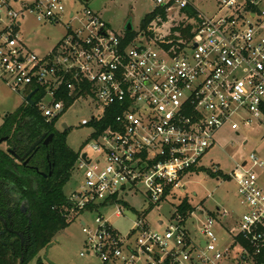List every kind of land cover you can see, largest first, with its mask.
<instances>
[{
  "label": "built area",
  "instance_id": "built-area-1",
  "mask_svg": "<svg viewBox=\"0 0 264 264\" xmlns=\"http://www.w3.org/2000/svg\"><path fill=\"white\" fill-rule=\"evenodd\" d=\"M65 1L0 0V79L24 102L42 93L36 106L46 121H58L78 102L91 105L80 121L89 139L72 168L81 183L67 196L70 214L95 215L91 224L80 222L85 253L102 264H255L264 252L257 174L264 159L255 152L228 174L245 211L227 228L217 216H231L222 207L204 211L188 200L193 209L181 213L177 207L188 196L165 227L162 220L152 227L146 210L125 232L111 220L133 210L125 196L142 197L145 209L173 204L223 127L236 134L254 123L264 128V0H217L212 15L191 0H152L166 18L175 14L174 27L193 25L189 41L174 44L153 29L147 41L128 40L88 6L68 10ZM25 15L63 24L62 37L34 52L21 36Z\"/></svg>",
  "mask_w": 264,
  "mask_h": 264
},
{
  "label": "rangeland",
  "instance_id": "rangeland-1",
  "mask_svg": "<svg viewBox=\"0 0 264 264\" xmlns=\"http://www.w3.org/2000/svg\"><path fill=\"white\" fill-rule=\"evenodd\" d=\"M191 2L206 15L216 13L217 0H191ZM65 6L68 10L76 11L88 6L98 12L111 29L119 33L126 32L125 26L130 22L131 33L136 41H147L151 36L147 34L149 29H153L154 35L157 36L168 35L171 28L177 24L174 20L175 14L172 12L167 15V20L164 23H157L155 18L146 26L145 30H142L143 19L155 6L152 0H66ZM20 21L22 40L28 48L38 54L44 53L53 46L64 33V26L61 23L43 24L31 15H25ZM141 33L146 35L141 37ZM46 101L43 103L46 104ZM22 103L21 93L13 91L6 85L5 81L0 79V121L7 112H12ZM90 114L91 105L81 101L62 113L54 125V128L59 132L65 130L62 127L63 122L69 126L66 130L65 142L74 152L84 148L89 139L90 128L81 126L80 121ZM238 133L236 134L227 126L216 133L214 137L216 144L202 158L199 171L184 179V189L181 190L176 199L171 200L170 203L173 204L161 203L158 208L145 209L147 203L142 197L125 196L124 200L133 206V210H125V217H112L113 226L125 232L132 225L137 214L146 210L145 218L152 227H158V220H162L165 227L171 220L174 207L180 199L187 196V200L192 206L201 205L204 211H212L218 206L226 209L233 218L241 217L245 209L237 195V186L234 180L228 177V174H231L237 162L247 159L252 152L264 159V128L258 127L254 123L250 127L241 126ZM0 146L7 147L5 143ZM215 166L220 169L218 174H214ZM257 174L260 185L264 187V167L257 169ZM80 183V174L71 169L70 178L63 187L64 194L68 196L71 190L79 187ZM64 211L68 212L66 219L69 225L56 234L52 241L54 242L53 245L48 249L47 257L56 264H102L97 256L85 253V235L81 231V220L85 219L91 224L95 215L77 216L76 213L70 214L67 206H65ZM106 212L107 215H110L113 213V209H108ZM45 249L39 252V257L42 258ZM82 251L85 253L83 256L80 255ZM27 264H36V258ZM43 264L48 263L43 260Z\"/></svg>",
  "mask_w": 264,
  "mask_h": 264
},
{
  "label": "trees",
  "instance_id": "trees-1",
  "mask_svg": "<svg viewBox=\"0 0 264 264\" xmlns=\"http://www.w3.org/2000/svg\"><path fill=\"white\" fill-rule=\"evenodd\" d=\"M185 11L190 12L189 14L193 12L190 8ZM157 14L162 20L166 19L164 7H155L143 19L141 29L145 30ZM192 29L191 24L173 27L167 38L172 40V44L176 43L177 39L189 41L193 35ZM126 34L128 40L133 38L131 30H127ZM147 34L150 35L151 32L147 31ZM165 47L168 48L169 45ZM34 89L28 87L26 91L31 92ZM41 96L42 93L33 97L35 104L23 101L15 110L3 117L0 125V137H9L7 147H12L11 140L16 142V136L25 127L27 130L23 135L29 143H32L43 130L48 134L53 133L49 147L53 153L50 157V167L43 152L44 147L34 152L27 165H23L6 152L7 147L0 146V216L5 220V223L0 221V232L4 231L0 234V264H27L34 258L36 264H43V259L38 256L39 252L54 240L59 231L69 225L66 219L67 211H64L65 206H68V200L63 187L70 178L78 152H74L66 144V130L59 132L54 128L57 118L46 121L41 115L36 106ZM59 96L63 98L62 94ZM71 102L72 99H69L67 105ZM23 120H25L24 126H21ZM96 127L101 129L103 125L97 124ZM16 147L14 152L22 157L27 148ZM35 168L44 175L38 173ZM9 186L17 189L26 200L29 217L22 214L18 206H9L4 191V187ZM177 208L181 213L193 209L187 198ZM255 264H264V252L256 257Z\"/></svg>",
  "mask_w": 264,
  "mask_h": 264
},
{
  "label": "flooded vegetation",
  "instance_id": "flooded-vegetation-1",
  "mask_svg": "<svg viewBox=\"0 0 264 264\" xmlns=\"http://www.w3.org/2000/svg\"><path fill=\"white\" fill-rule=\"evenodd\" d=\"M21 126H24V123H23V125H21ZM26 130H27V127H25V128H23L21 131H19V133H18V135L16 136V138H15V141L16 142H14V140H11L12 142H11V146H13L14 147V150L16 151V149H17V147L16 146H20L21 148H27V150H26V153L22 156V161H18V162H21L22 164H23V162L26 160V159H28V161L25 163V164H23V165H27V163L29 162V160H30V158L32 157V154L34 153V152H36V151H38V150H40L42 147H44V150H43V152H45V158H46V161H47V163H48V166L50 167L51 166V162H50V157L52 156V152L50 151V149H49V147H50V144H51V142H52V140H53V136H52V140L50 141V142H48L47 144H44V141H45V139L47 138V136L49 135V134H53V133H47L45 130H43L41 133H40V135H38L37 136V138L35 139V140H33V142L32 143H29L28 141H27V138L23 135L24 133H26ZM38 140H40L39 142H38V144H36L34 147H33V149L32 150H30V148L34 145V143L36 142V141H38ZM5 144H7V143H5ZM8 148V147H7ZM29 154V155H28ZM28 155V156H27ZM27 156V157H26ZM20 157V156H19ZM16 160V159H15ZM17 161V160H16ZM35 170L38 172V173H40L41 171L40 170H37L36 168H35ZM40 174H43L44 175V173L43 172H41ZM4 191L6 192V195H5V197H6V199L9 201V206L10 207H14V206H18L19 207V210H20V212L22 213V214H24L25 216H27V217H29L28 216V213H29V211H28V208L26 209V200H24L23 198H22V195H21V193L17 190V189H14V187L13 186H9V187H4ZM30 214V213H29ZM0 221L2 222V223H5V220L0 216ZM4 231H1L0 232V234L1 233H3ZM16 238V237H15ZM12 241V240H11ZM10 241V242H11ZM21 244H22V240H21Z\"/></svg>",
  "mask_w": 264,
  "mask_h": 264
},
{
  "label": "water",
  "instance_id": "water-1",
  "mask_svg": "<svg viewBox=\"0 0 264 264\" xmlns=\"http://www.w3.org/2000/svg\"><path fill=\"white\" fill-rule=\"evenodd\" d=\"M125 30H132V26H131V23H130V22H128V23L126 24V26H125ZM32 94H33V92L30 93V94L26 97V99H27L28 101H30L31 104H34V102L31 100V96H32ZM25 120H26V119H25ZM25 120H23V121L20 123V125H23V123L25 122ZM62 127H63L64 129H66V125H65V124H62ZM52 136H53V134H49V135L47 136V138L45 139L44 144H47L48 142H50V141L52 140ZM8 138H9L8 136H2V137H0V144H2V143H7ZM39 141H40V140L36 141V142L34 143V145L30 148V150H32L33 147H34L36 144H38ZM6 152L9 153L12 157H14L17 161H22V159H23L22 157H19V156L14 152V147H13V146H12V147H8V148H6ZM82 156L85 157V154H83ZM27 161H28V159H26V160L23 162V164H25ZM40 173H41V172H40ZM27 208H28V206L26 205V209H27ZM29 215H30V214L28 213V216H29ZM53 243H54V242H50V243L46 246L45 254L42 256V259H43L46 263H48V264H56L55 262H53L52 260H50V259L47 257L48 249L50 248V246L53 245Z\"/></svg>",
  "mask_w": 264,
  "mask_h": 264
},
{
  "label": "crops",
  "instance_id": "crops-1",
  "mask_svg": "<svg viewBox=\"0 0 264 264\" xmlns=\"http://www.w3.org/2000/svg\"><path fill=\"white\" fill-rule=\"evenodd\" d=\"M98 13V12H97ZM99 14V13H98ZM109 25V24H108ZM52 47V46H51ZM51 47H49L46 51H48ZM44 51V52H46ZM8 113V112H7ZM2 121H3V117L1 118V121H0V125L2 124ZM67 130V129H65ZM199 170H197L198 172ZM259 179V177H258ZM259 183H260V180H259ZM262 188L264 189V187L262 186ZM217 207V206H216ZM230 214V213H229ZM231 215V214H230ZM218 218H219V221H221V224L222 226H224L225 228H227L229 225H231V221L233 220V217L232 216H226V217H222L220 216V214H217ZM226 218V219H225Z\"/></svg>",
  "mask_w": 264,
  "mask_h": 264
}]
</instances>
